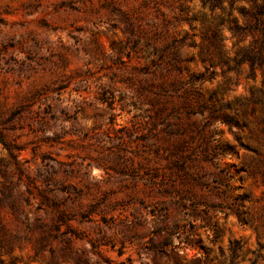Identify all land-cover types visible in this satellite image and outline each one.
I'll return each instance as SVG.
<instances>
[{
	"label": "rangeland",
	"instance_id": "1",
	"mask_svg": "<svg viewBox=\"0 0 264 264\" xmlns=\"http://www.w3.org/2000/svg\"><path fill=\"white\" fill-rule=\"evenodd\" d=\"M242 6L0 0V264H264Z\"/></svg>",
	"mask_w": 264,
	"mask_h": 264
},
{
	"label": "trees",
	"instance_id": "2",
	"mask_svg": "<svg viewBox=\"0 0 264 264\" xmlns=\"http://www.w3.org/2000/svg\"><path fill=\"white\" fill-rule=\"evenodd\" d=\"M204 2H210V6L216 7L222 4L225 0H203ZM231 7L238 0H228ZM249 2V6H242L240 9V13L246 20V23L241 26L236 24L231 31L234 35H241L245 32L256 33L258 36L253 40V42L241 50L234 58L232 59L236 66H239L243 63L249 64L252 71L255 69H261L262 75L264 78V0H247ZM231 12H229V15ZM212 38H219V31L215 29L212 32ZM223 40V39H222ZM219 62L227 63V59L224 57L222 51H220ZM212 58H210V66H212ZM206 77L204 74H199L192 76L190 78L191 82L198 80H205ZM191 89H185L186 93ZM213 94L210 95V98H213ZM207 109V103H201V109ZM211 109V108H210ZM202 111V110H201ZM212 117H219L215 113L212 112ZM224 121H228V116H222ZM0 142L4 144V146L11 151V146L4 140L3 136L0 134ZM239 220L242 224H247V220H245L241 214H238ZM169 245V244H168ZM263 247V246H261ZM241 249L240 243L238 241L232 243L230 250L232 253L231 262L238 255V251ZM261 249V248H259Z\"/></svg>",
	"mask_w": 264,
	"mask_h": 264
}]
</instances>
